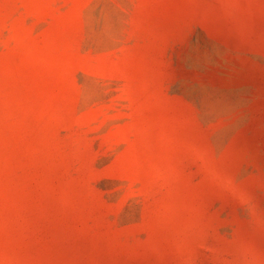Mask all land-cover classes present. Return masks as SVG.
<instances>
[{
	"label": "rangeland",
	"instance_id": "rangeland-1",
	"mask_svg": "<svg viewBox=\"0 0 264 264\" xmlns=\"http://www.w3.org/2000/svg\"><path fill=\"white\" fill-rule=\"evenodd\" d=\"M0 264H264V0H0Z\"/></svg>",
	"mask_w": 264,
	"mask_h": 264
}]
</instances>
